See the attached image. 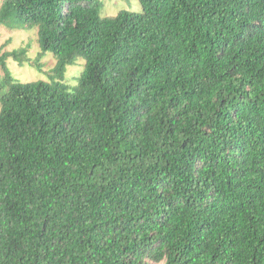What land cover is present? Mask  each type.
<instances>
[{"label": "trees", "instance_id": "1", "mask_svg": "<svg viewBox=\"0 0 264 264\" xmlns=\"http://www.w3.org/2000/svg\"><path fill=\"white\" fill-rule=\"evenodd\" d=\"M135 1L1 0L0 264H264V0Z\"/></svg>", "mask_w": 264, "mask_h": 264}, {"label": "rangeland", "instance_id": "2", "mask_svg": "<svg viewBox=\"0 0 264 264\" xmlns=\"http://www.w3.org/2000/svg\"><path fill=\"white\" fill-rule=\"evenodd\" d=\"M100 11L103 15L114 16L120 9L135 11L139 2L135 0H99ZM1 4V0H0ZM137 11V10H136ZM21 48L27 49L26 60L15 62L7 59V66L11 74L20 82L28 83L39 80L48 81L52 75V69L56 65V60L51 54H43L37 43L36 30H9L4 25H0V56ZM83 61H76L75 65L66 69L65 82L73 86L82 70ZM0 77L2 71L0 69Z\"/></svg>", "mask_w": 264, "mask_h": 264}]
</instances>
